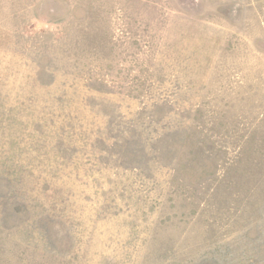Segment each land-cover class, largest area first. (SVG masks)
I'll return each instance as SVG.
<instances>
[{"label":"rangeland","instance_id":"obj_1","mask_svg":"<svg viewBox=\"0 0 264 264\" xmlns=\"http://www.w3.org/2000/svg\"><path fill=\"white\" fill-rule=\"evenodd\" d=\"M0 264H264V0H0Z\"/></svg>","mask_w":264,"mask_h":264}]
</instances>
